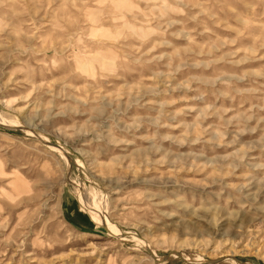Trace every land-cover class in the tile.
<instances>
[{
	"label": "rangeland",
	"instance_id": "obj_1",
	"mask_svg": "<svg viewBox=\"0 0 264 264\" xmlns=\"http://www.w3.org/2000/svg\"><path fill=\"white\" fill-rule=\"evenodd\" d=\"M0 264H264V0H0Z\"/></svg>",
	"mask_w": 264,
	"mask_h": 264
},
{
	"label": "bare ground",
	"instance_id": "obj_2",
	"mask_svg": "<svg viewBox=\"0 0 264 264\" xmlns=\"http://www.w3.org/2000/svg\"><path fill=\"white\" fill-rule=\"evenodd\" d=\"M100 216V215H99ZM111 223V222H110ZM112 224V223H111ZM113 228L119 233L118 229L112 224Z\"/></svg>",
	"mask_w": 264,
	"mask_h": 264
}]
</instances>
